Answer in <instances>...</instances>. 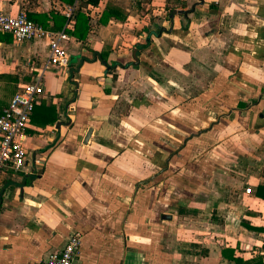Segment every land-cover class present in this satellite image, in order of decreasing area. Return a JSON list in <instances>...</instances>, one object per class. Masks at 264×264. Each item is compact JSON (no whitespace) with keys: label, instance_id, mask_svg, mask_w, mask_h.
<instances>
[{"label":"crops","instance_id":"obj_1","mask_svg":"<svg viewBox=\"0 0 264 264\" xmlns=\"http://www.w3.org/2000/svg\"><path fill=\"white\" fill-rule=\"evenodd\" d=\"M81 1L0 0L90 28L68 32V70L45 68L47 39L0 33V114L44 85L27 163L0 177V264H44L77 232L73 264H264V0ZM87 49L125 66L76 71Z\"/></svg>","mask_w":264,"mask_h":264},{"label":"built area","instance_id":"obj_2","mask_svg":"<svg viewBox=\"0 0 264 264\" xmlns=\"http://www.w3.org/2000/svg\"><path fill=\"white\" fill-rule=\"evenodd\" d=\"M149 1L155 0H131L133 4ZM75 8V6L66 8L65 14L68 22L65 28L60 31L46 29L30 20L25 11L17 14L1 12L0 33L12 35L17 43L47 39L50 53L45 68L52 65L68 70L71 56L64 48L63 43L70 40L67 28L70 27V20L74 16ZM42 79L43 72L38 73L29 83L24 84L13 96L8 107L0 114V177L7 169L21 171L27 163V151L23 140L33 110L44 94ZM41 163L40 160L36 161V164ZM246 192L250 194L252 190L248 188ZM82 242L81 233H73L61 249L48 256L44 264H73L80 254Z\"/></svg>","mask_w":264,"mask_h":264},{"label":"trees","instance_id":"obj_3","mask_svg":"<svg viewBox=\"0 0 264 264\" xmlns=\"http://www.w3.org/2000/svg\"><path fill=\"white\" fill-rule=\"evenodd\" d=\"M65 3H73L74 0H61ZM99 2V0H82L80 5L81 7H87L89 5H97ZM51 14L54 16V18H56V28L57 30H61L66 22V19L64 16H60L59 14L55 13V12H51ZM48 14H42V15H36V14H28V18L40 25H42L44 28L46 29H50L49 25L47 23L48 21ZM76 18V23H75V28L73 30H69L67 32H69L71 35L75 36L78 40L80 41H85L87 38V35L90 31L89 25H88V21L89 18L83 14V13H79L75 16ZM103 21H105V19H103ZM55 30V31H57ZM150 32L149 35L147 36L145 43L140 44V47L137 48L138 51L147 48L150 45ZM12 36V35H11ZM88 48V47H87ZM87 51L91 54V57L83 55L80 57L78 65L76 67V71L79 70V68L81 67V65L85 62H92L94 60H99L103 65H105L107 68H115L116 66H122L124 67L125 65H123L122 63L118 62V61H114V62H109V56H110V51H102V52H96V51H92L90 49H87ZM137 51V54H138ZM75 71H73L74 73ZM38 105V104H37ZM36 105V106H37ZM35 106V108H36ZM35 108L33 110V113L31 115V117L34 114ZM224 254V252H223ZM232 258V257H231Z\"/></svg>","mask_w":264,"mask_h":264},{"label":"water","instance_id":"obj_4","mask_svg":"<svg viewBox=\"0 0 264 264\" xmlns=\"http://www.w3.org/2000/svg\"><path fill=\"white\" fill-rule=\"evenodd\" d=\"M133 58L137 60V55H136V52L133 53ZM91 129L89 130L87 136H86V139H85V143L87 142V140L89 139L90 137V134H91Z\"/></svg>","mask_w":264,"mask_h":264},{"label":"rangeland","instance_id":"obj_5","mask_svg":"<svg viewBox=\"0 0 264 264\" xmlns=\"http://www.w3.org/2000/svg\"><path fill=\"white\" fill-rule=\"evenodd\" d=\"M156 1H159V0H156ZM169 8V6L168 7H166V9H168ZM151 9H153V7H151Z\"/></svg>","mask_w":264,"mask_h":264}]
</instances>
